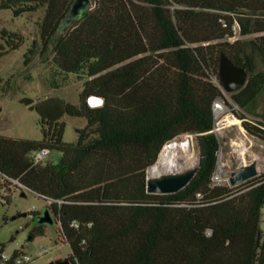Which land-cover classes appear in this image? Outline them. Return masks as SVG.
Returning <instances> with one entry per match:
<instances>
[{"label": "trees", "instance_id": "1", "mask_svg": "<svg viewBox=\"0 0 264 264\" xmlns=\"http://www.w3.org/2000/svg\"><path fill=\"white\" fill-rule=\"evenodd\" d=\"M73 2L0 5L14 18L44 8L39 40L23 63L50 50L56 70L81 85L78 105L57 97L21 100L38 115L41 138L0 135V180L48 204L45 210L59 224L57 238L70 248L69 264H264V174L237 188L214 185L219 140L212 132L213 104L224 100L218 75L224 54L249 74L231 99L245 132L264 143L258 102L264 94L258 70L264 66V0H91L86 17L58 35ZM249 35L256 36L239 40ZM0 36V59L23 47L18 35ZM50 87L62 84L52 80ZM89 96L101 97L103 106L89 108ZM64 116L85 120L71 144L63 141ZM184 135L198 142L195 176L175 194H148L146 171ZM43 148L60 153L59 163L33 164ZM42 233L40 226L29 239Z\"/></svg>", "mask_w": 264, "mask_h": 264}, {"label": "rangeland", "instance_id": "2", "mask_svg": "<svg viewBox=\"0 0 264 264\" xmlns=\"http://www.w3.org/2000/svg\"><path fill=\"white\" fill-rule=\"evenodd\" d=\"M2 3L3 0H0V5ZM43 14L44 8H39L34 13L14 18L11 11L0 9V31L18 35L23 42V47L18 51L0 59V89L7 91L4 95H0V135L28 140L41 138L39 117L34 111H29L21 104L23 98L38 102L49 97H57L72 105L79 103L80 83L76 77L65 76L56 70L52 64L53 55L50 50L46 54L36 55L27 65L23 63L24 54L30 48L32 41L39 40V24ZM255 36L249 35L239 40L249 41ZM2 46L3 42L0 40V48ZM258 70L264 72V66L258 64ZM209 79L219 85L211 72ZM52 80L62 84V87L53 90L50 87ZM223 93L225 111L223 116L216 120L213 129L219 140L217 168L213 182L231 189L243 184L233 186L231 182L246 171H255V177L264 174V143L251 138L245 132L242 121L238 119V116L242 115L241 111L232 101L231 94ZM258 102L259 108H263L264 94ZM247 119L253 120L248 116ZM62 122L64 123L63 141L68 144L74 143L77 139V131L85 127V120L64 116ZM183 141L189 143L193 163L179 179H192L199 166L200 150L195 135H184L172 143ZM60 159V153L50 151L42 163L57 164ZM146 177H148L147 171ZM21 191L23 189L19 185L15 183L11 185L0 180V198L6 201V205L0 203V248H3L4 255L10 258L15 252H22L30 259L28 264H60L66 261L71 251L68 244L57 238L59 224L55 221L52 212L49 211L53 224L38 223V217L46 211L48 204L27 190L24 191L23 197ZM12 217L16 218L11 220ZM40 226L43 233L30 240V233ZM260 229L264 232V206L261 209Z\"/></svg>", "mask_w": 264, "mask_h": 264}, {"label": "water", "instance_id": "3", "mask_svg": "<svg viewBox=\"0 0 264 264\" xmlns=\"http://www.w3.org/2000/svg\"><path fill=\"white\" fill-rule=\"evenodd\" d=\"M92 10L91 0H74L70 6L69 11L65 17L61 20L57 33L58 35L64 34V32L72 26L74 23L79 22ZM219 79L221 86L224 92L228 94H233L240 91L247 83L248 72L235 65L231 62L226 55L221 54L219 59V70H218ZM256 176L255 171H246L236 179L232 180L231 184L233 186L239 185L246 182L249 179H252ZM190 178L169 180L155 184L146 183V191L151 195H171L175 194L182 189H184L191 181ZM23 191L21 196H25V190L28 189L22 187ZM26 216V214H24ZM16 217H12L11 220ZM40 223L53 224V219L48 211H44L42 216L39 219ZM60 264H69L68 261H64Z\"/></svg>", "mask_w": 264, "mask_h": 264}, {"label": "bare ground", "instance_id": "4", "mask_svg": "<svg viewBox=\"0 0 264 264\" xmlns=\"http://www.w3.org/2000/svg\"><path fill=\"white\" fill-rule=\"evenodd\" d=\"M192 163L193 155L188 142L166 145L160 152L157 162L148 168L147 182L155 184L179 179Z\"/></svg>", "mask_w": 264, "mask_h": 264}, {"label": "built area", "instance_id": "5", "mask_svg": "<svg viewBox=\"0 0 264 264\" xmlns=\"http://www.w3.org/2000/svg\"><path fill=\"white\" fill-rule=\"evenodd\" d=\"M233 29L235 30V33H238L237 26H234ZM86 104L89 108L92 109L101 108L104 104V100L98 96H89L86 99ZM212 110L214 115V129H215L216 120L222 117L225 111L224 101H222L221 99L216 100L213 104ZM48 155H49V150L45 148L40 149L32 156L33 164L35 165L41 164L44 160H46ZM213 184L217 185L216 182H213ZM0 203L2 205H6V201L2 200L1 198H0ZM73 227L78 228V224L74 223ZM29 261L30 259L25 254H19L16 257L12 256L10 258L6 257L4 253L0 256V264H28Z\"/></svg>", "mask_w": 264, "mask_h": 264}, {"label": "crops", "instance_id": "6", "mask_svg": "<svg viewBox=\"0 0 264 264\" xmlns=\"http://www.w3.org/2000/svg\"><path fill=\"white\" fill-rule=\"evenodd\" d=\"M35 102V101H34ZM36 103V102H35Z\"/></svg>", "mask_w": 264, "mask_h": 264}]
</instances>
